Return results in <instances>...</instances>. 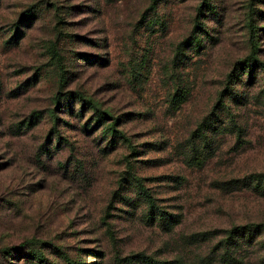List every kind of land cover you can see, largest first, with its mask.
Segmentation results:
<instances>
[{"label": "rangeland", "instance_id": "obj_1", "mask_svg": "<svg viewBox=\"0 0 264 264\" xmlns=\"http://www.w3.org/2000/svg\"><path fill=\"white\" fill-rule=\"evenodd\" d=\"M200 1L0 0V264H264V70L240 77L238 103L213 105L249 51L252 7L264 62V0H206L210 37L181 63ZM31 4L38 18L15 26ZM176 87L188 96L174 108ZM67 91L117 117L126 140L82 130L89 110L54 121ZM234 226L249 230L226 237Z\"/></svg>", "mask_w": 264, "mask_h": 264}, {"label": "trees", "instance_id": "obj_2", "mask_svg": "<svg viewBox=\"0 0 264 264\" xmlns=\"http://www.w3.org/2000/svg\"><path fill=\"white\" fill-rule=\"evenodd\" d=\"M38 4H31L28 5L24 10H22L19 13V19L14 22L15 26L19 25L20 22H26L29 21L30 19L34 20L36 19L37 16V9ZM250 8V7H249ZM52 11L53 15V21L54 22V31L59 34L61 31V28L59 27L60 23H63L62 18L59 16V14L56 13L57 11V6L55 4H51L50 8ZM211 11L214 12L215 6L206 1L202 0L196 7V13L195 16L193 17V20L191 22V27H190V33L187 35L185 38H183L180 42H178V46L176 49V52L174 54V60H177L181 63L185 59H187L190 55V53H199L201 51L200 49L202 48V40L206 39L207 37H210L209 32H206V27L203 26L202 20H200V17H203L205 19V13L204 11ZM262 16L263 13L260 12L258 9L253 8L252 10L248 11L247 17L244 20V27L247 30L248 34V43H249V51L248 53L241 59L236 60L233 62L231 65L230 70L226 73L225 75V80L223 82V88L219 90L216 96L215 103L213 104L214 106H221L224 103V99L228 98L230 101H234L236 103L239 102L238 95L236 93L237 87L235 89L233 86L237 83H241L240 77L242 75H245V79L250 80L251 78L254 77V73L257 72V69H263L264 70V62L259 60L257 57V52H258V37H259V31L262 29L256 25V19H259L258 16ZM17 29V27H16ZM82 60L85 61L88 59L89 61L95 60L98 58L97 56L93 55H81ZM87 60V61H88ZM185 62V61H184ZM58 92H56L52 98L54 101V107L51 108L50 114L53 117V120L56 121L58 120V116L55 114V112H65L67 111L68 114H70L72 117L77 118L78 120L83 119L84 113L87 112L88 110L90 111L89 119L91 121L86 122V119L82 122L80 125L81 129L84 130L85 132H90L92 131V127L99 125V126H104L105 130L104 132H108L111 135L115 137H121L123 140H126L123 135L120 136L119 131L114 130V126L116 125V122L118 121L117 117H114L107 112L101 111L90 99L84 98L82 95H80L77 92L74 91H67L66 93L62 94V97H58ZM188 96L187 91H184L182 88L176 87L173 89V92L171 94L170 98V105H173L174 108L179 107L181 103H183ZM62 99L64 103H62ZM73 104H77V110H74ZM215 113V109H211L209 113L203 117L198 124L196 125L195 129L191 132V136L193 138H197L200 142H203L205 140V133L207 131H213L215 128L212 124L213 120V115ZM106 117H108L106 119ZM121 121V120H119ZM94 123L92 125L91 123ZM232 125L235 126V130L238 132V125L234 121H231ZM56 124V123H55ZM66 125H68L67 122H65ZM48 133H56L55 128L51 127ZM106 136V135H104ZM56 140L59 141L58 135L56 136ZM113 140H107L106 143L112 146ZM195 145V144H194ZM104 149V148H102ZM194 151V148H193ZM194 159V156L192 157ZM255 175V174H254ZM258 178H260V175H256ZM262 178V177H261ZM260 179L256 180V186L260 182ZM143 198L144 200L148 203L149 209L153 208L152 200L150 199V196L146 193H143ZM152 213V212H150ZM158 218L161 220H164L165 218L162 217V214L158 213L156 214ZM248 228L245 226H234L228 230H226V237H231V236H241L243 233L246 231L248 232ZM197 236H204L205 232L197 233ZM68 264H71L70 262Z\"/></svg>", "mask_w": 264, "mask_h": 264}]
</instances>
